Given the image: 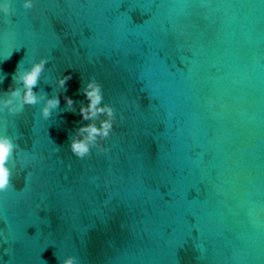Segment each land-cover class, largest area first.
<instances>
[{
	"label": "water",
	"instance_id": "water-1",
	"mask_svg": "<svg viewBox=\"0 0 264 264\" xmlns=\"http://www.w3.org/2000/svg\"><path fill=\"white\" fill-rule=\"evenodd\" d=\"M55 2L25 10L13 0L15 12L0 13V60L25 42L0 63V95L17 61L49 57L34 86L41 98L0 112V133L37 157L33 192L0 197L13 264H264V3L147 0L148 21L130 30L97 7L107 0ZM51 12L64 20L52 21L59 37L43 22ZM130 15V27L146 18ZM89 79L124 119L109 152L77 160L69 146L90 122L80 113ZM8 163L18 189L15 157ZM41 192L48 208L34 218Z\"/></svg>",
	"mask_w": 264,
	"mask_h": 264
},
{
	"label": "clouds",
	"instance_id": "clouds-1",
	"mask_svg": "<svg viewBox=\"0 0 264 264\" xmlns=\"http://www.w3.org/2000/svg\"><path fill=\"white\" fill-rule=\"evenodd\" d=\"M125 0H107V2L97 5L103 9L108 15L123 20L130 30H134L138 26L145 24L150 15V3L147 0H131L121 10L122 4ZM38 0H22V7L25 10H31L37 6ZM264 3V0H261ZM62 5L59 0H56L53 7L60 8ZM132 9H138L141 16L146 18L140 24H132V17L130 11ZM15 6L13 0H0V13L10 15L15 12ZM60 20L64 22L63 18L56 12L48 13L44 16L43 22L48 26L50 31L59 37L57 32L53 30L52 21ZM24 46L25 42L20 41L15 43L9 48L8 55L5 56L0 63H4L6 60L11 58L12 50L19 51ZM3 48H0V52ZM49 57L47 55H41L38 60H34L31 66L26 69L19 67V61L14 69L15 78L13 82L9 83L7 88V96L0 95V112L5 108L11 113H16L23 108L25 104H34L41 97L37 96L34 92V86L38 82V78L45 68ZM72 73L68 71L65 75L57 80L59 86H64L65 82L71 79ZM15 81L22 82L23 92L21 94V87L15 85ZM3 82V78L0 77V83ZM84 92L88 99V104L80 107L81 117L84 120L90 121L88 124L82 125L78 130L77 134L73 136L70 143V151L77 160L90 159L94 154H104L109 152L111 145L108 143L110 137L116 130L117 122L124 119L123 113L118 114L116 108L110 103H101L104 99V93L102 84L97 79H89L86 82ZM13 98H18V103H13ZM66 102L69 106L73 104V100L70 97L66 98ZM131 103L136 104L134 100ZM59 104V97L53 96L48 98L41 108V114L44 117L51 115V110ZM103 113L104 119L99 121V124L95 122V118ZM15 157L16 163V174L17 180L22 182V187L16 188L13 183V168L9 166L10 158ZM37 161V157L30 153L28 149L19 148L14 142L13 138L0 133V197H7L8 195H16L19 197H26L30 195L34 190V165ZM46 194L41 192L38 200L32 206V216L36 217L38 211H47V206L44 203ZM3 219V217H0ZM40 222L47 225L49 219L47 216L40 219ZM35 223V220L26 221L23 225L25 227ZM22 234L24 235L23 231ZM39 235V232L36 233ZM54 243V241H50ZM12 241L9 237L4 235V228L0 227V264H13L14 249L12 247ZM48 245L45 244L40 250L43 251ZM195 251V249H193ZM55 255V253H54ZM236 255V253H233ZM7 256V259H5ZM198 258V257H197ZM42 264H47L46 261L40 260ZM61 264H79V261L74 256L66 257ZM179 264V261H177Z\"/></svg>",
	"mask_w": 264,
	"mask_h": 264
}]
</instances>
